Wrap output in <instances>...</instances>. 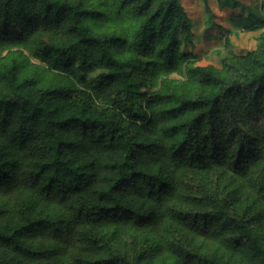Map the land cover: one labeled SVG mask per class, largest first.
Returning <instances> with one entry per match:
<instances>
[{"label":"trees","instance_id":"obj_1","mask_svg":"<svg viewBox=\"0 0 264 264\" xmlns=\"http://www.w3.org/2000/svg\"><path fill=\"white\" fill-rule=\"evenodd\" d=\"M192 43L180 0H0V264H264V32Z\"/></svg>","mask_w":264,"mask_h":264},{"label":"rangeland","instance_id":"obj_2","mask_svg":"<svg viewBox=\"0 0 264 264\" xmlns=\"http://www.w3.org/2000/svg\"><path fill=\"white\" fill-rule=\"evenodd\" d=\"M251 7L259 8L262 0H240ZM193 24V43L184 44L182 50L192 55L195 65H214L219 67L223 54L233 51L245 53L256 48L264 26L243 30L232 23V16L244 13L243 8H230L221 5L222 0H180ZM206 6L211 13L207 11ZM32 63H39L31 59ZM181 78L179 75H172Z\"/></svg>","mask_w":264,"mask_h":264}]
</instances>
